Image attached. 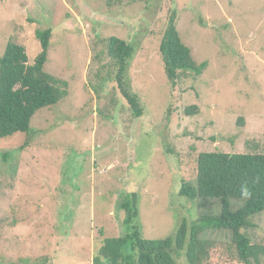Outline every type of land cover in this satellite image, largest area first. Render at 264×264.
<instances>
[{
    "label": "rangeland",
    "instance_id": "374dc122",
    "mask_svg": "<svg viewBox=\"0 0 264 264\" xmlns=\"http://www.w3.org/2000/svg\"><path fill=\"white\" fill-rule=\"evenodd\" d=\"M174 20L208 63L201 76L167 75L160 46ZM48 29L44 69L68 95L29 133L0 139V264H92L105 238L161 240L220 214L219 200L180 191L201 152L264 154V0H0V56L14 42L34 64ZM111 37L128 43L122 63ZM253 222L245 233L264 246V212ZM202 237L216 244L209 264H242L230 231Z\"/></svg>",
    "mask_w": 264,
    "mask_h": 264
},
{
    "label": "trees",
    "instance_id": "16d2710c",
    "mask_svg": "<svg viewBox=\"0 0 264 264\" xmlns=\"http://www.w3.org/2000/svg\"><path fill=\"white\" fill-rule=\"evenodd\" d=\"M51 34L50 29L37 33L43 49L34 64L29 62L26 48L14 42H9L0 56V139L29 133L39 111L56 106L68 95L67 82L56 79L44 69ZM128 50L126 41L117 37L108 40L111 59L122 63ZM160 50L172 81L179 71L198 77L208 66L207 62L195 61L191 49L180 37L175 20L168 25ZM198 113L196 105L185 109L187 116ZM180 196L191 200L217 199L221 212L202 215L191 224L183 220L173 235L161 240L142 239L139 234L105 238L92 264H177L171 252L182 251L188 264H209L216 244L202 237L207 229L230 231L239 262L261 264L264 246L253 244L245 231L253 228L254 218L264 212V154L201 152L197 158L195 185L184 183ZM233 201L242 205L234 209ZM123 205L128 211L126 200ZM129 212L125 224L130 232L132 215Z\"/></svg>",
    "mask_w": 264,
    "mask_h": 264
}]
</instances>
